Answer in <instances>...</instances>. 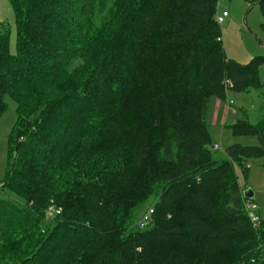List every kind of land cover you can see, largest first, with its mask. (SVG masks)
Wrapping results in <instances>:
<instances>
[{
	"label": "trees",
	"instance_id": "1",
	"mask_svg": "<svg viewBox=\"0 0 264 264\" xmlns=\"http://www.w3.org/2000/svg\"><path fill=\"white\" fill-rule=\"evenodd\" d=\"M9 2L17 51L0 23V116L10 98L18 121L0 264H264V220L253 227L237 174L264 157V120L232 125L262 145L223 159L207 125L211 99L256 82L264 57L227 58L219 0Z\"/></svg>",
	"mask_w": 264,
	"mask_h": 264
},
{
	"label": "rangeland",
	"instance_id": "2",
	"mask_svg": "<svg viewBox=\"0 0 264 264\" xmlns=\"http://www.w3.org/2000/svg\"><path fill=\"white\" fill-rule=\"evenodd\" d=\"M256 0H219L217 17L227 12L228 19L219 24L222 43L228 59L240 65L249 64L254 58L264 57V30L262 29L263 14ZM0 23L10 32L9 49L12 54L17 51V26L15 12L9 0H0ZM82 65L81 61H74V70ZM225 102L212 98L207 125L212 145L220 146V150L213 151L214 157L223 159L227 148L231 145L261 146L262 141L257 137H235L231 126L239 121H246L257 126L264 120V67L260 71L256 82L250 77L231 86H225ZM7 107L0 116V189L6 174L9 161L10 139L18 121L17 105L6 99ZM249 176L247 180L241 170H237L238 180L242 189L254 194L258 214L264 220V157L250 160L247 163ZM153 205V200L142 209V216ZM51 218V216H49Z\"/></svg>",
	"mask_w": 264,
	"mask_h": 264
},
{
	"label": "built area",
	"instance_id": "3",
	"mask_svg": "<svg viewBox=\"0 0 264 264\" xmlns=\"http://www.w3.org/2000/svg\"><path fill=\"white\" fill-rule=\"evenodd\" d=\"M229 15L227 12H223L222 15H220L219 17L216 16V22L218 24H222L224 23L227 19H228ZM226 85L227 86H231V82L227 81L226 82ZM213 150L214 151H218L220 150V146L215 144L214 147H213ZM246 209L248 211V214H249V217H250V220H251V223L253 225V227L255 229H257L259 226H260V223H261V217L260 215L257 213L258 211V208H257V204L255 203H249L247 204L246 206ZM49 213L50 214H53V213H56V214H59L60 211H55L54 209L50 208L49 209ZM153 213V210L152 209H149L140 219L138 225L140 228H144L146 225L149 224V222L151 221V215Z\"/></svg>",
	"mask_w": 264,
	"mask_h": 264
},
{
	"label": "water",
	"instance_id": "4",
	"mask_svg": "<svg viewBox=\"0 0 264 264\" xmlns=\"http://www.w3.org/2000/svg\"><path fill=\"white\" fill-rule=\"evenodd\" d=\"M243 195H244V197H245L246 199H248V200H252V199H254V198H253V197H254L253 192H251V191H249V190H247V189H243Z\"/></svg>",
	"mask_w": 264,
	"mask_h": 264
}]
</instances>
